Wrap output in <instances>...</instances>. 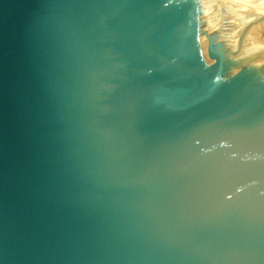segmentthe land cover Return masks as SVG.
I'll return each instance as SVG.
<instances>
[{"label": "water", "instance_id": "95a60500", "mask_svg": "<svg viewBox=\"0 0 264 264\" xmlns=\"http://www.w3.org/2000/svg\"><path fill=\"white\" fill-rule=\"evenodd\" d=\"M0 264H264V9L0 0Z\"/></svg>", "mask_w": 264, "mask_h": 264}, {"label": "bare ground", "instance_id": "6f19581e", "mask_svg": "<svg viewBox=\"0 0 264 264\" xmlns=\"http://www.w3.org/2000/svg\"><path fill=\"white\" fill-rule=\"evenodd\" d=\"M244 3L255 9H264V0H244Z\"/></svg>", "mask_w": 264, "mask_h": 264}]
</instances>
